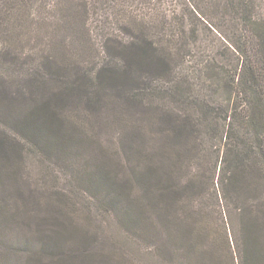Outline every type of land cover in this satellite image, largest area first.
<instances>
[{"label":"trees","instance_id":"obj_1","mask_svg":"<svg viewBox=\"0 0 264 264\" xmlns=\"http://www.w3.org/2000/svg\"><path fill=\"white\" fill-rule=\"evenodd\" d=\"M0 33L11 42L0 40V68L14 62L5 59L13 50L28 64L40 62L35 76L47 69L44 62L62 71L86 67L70 82H56L66 75L51 68L48 77L64 97L87 99L89 111L102 97L107 104L84 85L93 82L140 108L127 122L131 133L121 146L134 144L144 125L149 134L147 151L131 145L133 159L110 165L124 177L118 183L101 164L89 167L81 157L87 148L108 157L116 145L78 129L85 114L72 99L73 113L57 99L59 104H38L22 116L19 109L2 121L12 133L0 127V264H52L63 255L66 264H102L101 257L114 255L86 249L97 231L91 227L85 237L68 229L23 235L28 224L22 213L32 200L30 192L18 191L23 152L67 156L72 149L82 159L78 186L126 235L148 242L160 262L169 242L178 248L180 264H215V254L201 245L208 239L219 246L223 264H264V224L254 208L264 193V0H0ZM24 91L0 87V116H6L5 101ZM71 128H77L75 136ZM208 215L220 239L194 233L195 221L205 224Z\"/></svg>","mask_w":264,"mask_h":264},{"label":"rangeland","instance_id":"obj_2","mask_svg":"<svg viewBox=\"0 0 264 264\" xmlns=\"http://www.w3.org/2000/svg\"><path fill=\"white\" fill-rule=\"evenodd\" d=\"M2 36L8 39V43H11L6 33L2 35L0 33V40L3 42ZM11 40H13V38ZM15 52L16 51L13 50L11 53H8V56L5 58L6 61L11 60L14 62H9L10 65L4 64V67L0 68V74H3L2 78H0V87L6 89H22L25 91L23 94L18 95L16 99L5 101V106H3L6 110L3 112L4 114L6 113V116H0L1 129L7 134L12 133L9 129L6 130V127H3L2 121L11 115H17V110L19 109L23 111V113H18V115L22 116L26 112L34 109L35 105L43 104L48 101H52V103L55 104L61 102V104L65 105L64 107L67 106V108H64L65 111L73 113V106L71 107L70 105V100L72 99L79 107V110L83 111L86 118L80 120L77 124L78 129L90 131L88 133H92L91 135L98 137L100 141L104 142L103 145H109V143L116 145V148L108 153V157L104 155L100 156L99 153L94 154L90 148H87V151H82L81 157L85 156L86 162L89 160L91 161L90 165L88 163L89 167H91V164L93 165V162L101 164V168L105 172H109V175L116 179L118 183L121 182L124 177L121 174L115 173L117 166L110 168V165L113 162L126 161L128 158L133 159L131 155V145L139 151L140 147L144 148L145 151L149 148V143L147 141L149 136V134H147L148 125H144V131L138 135L134 144L132 141L129 147L119 144L120 141H125L130 137L131 128L127 122L131 120L130 118H132V116H137L138 112H141V109L136 107L132 102V105L129 104L126 100L130 99L125 98L124 95L117 96L112 94L109 88H100L98 84L93 82L89 85H87L88 83H84V85L90 90H97L101 96H105L104 98L107 99V104L102 97L100 98V104L97 106L96 111H89L90 109L87 103L89 101L87 99L86 101L85 99L80 101L77 95H75L74 98L71 97V99H69V97H64L63 94H61L58 84L52 82V78L50 80V77H48L49 69L51 68V71L60 76L66 75L64 77L62 76L63 78H60V81L56 82H70L73 79V73L77 70L82 71L86 67L79 66L62 71L58 67L50 63V65H48L47 62H44L47 69L35 76L33 75L34 71L38 72V70H42V68H40V62L36 61L33 64H28V59H24V54L17 53V55H15ZM66 54L67 53H63L60 55ZM75 55L81 60L86 56L84 53L82 55L80 52H76ZM34 56L37 57V54H34ZM26 65H29L28 70H26ZM114 96L116 97L114 100L115 104H112L110 99H113ZM57 99H59L60 102L56 101ZM116 109H119L120 112H118V110L116 111ZM68 131L69 135L75 136L78 130L77 128H71ZM72 146H76V143ZM255 146L258 147L259 150V144ZM209 149L215 150L214 146ZM66 153L67 156L59 154L43 156L33 151L28 153V151L25 150L23 152V163H21L19 168H22V174L20 176V183H18V191L24 196L30 192L32 199L30 200L28 208L24 210L27 214L22 213V215H26V223L28 224V227H23V235L30 231L36 233L38 229H41L40 232L45 234H62V230L68 229L73 230L76 236L83 235V237H85L84 233L86 229L91 227L92 229L95 228L97 231L94 236L90 237L86 249L90 251H93L95 248L97 250L102 249L114 254L112 257H101L100 261L102 264H180V257L177 253L178 248L176 250L173 244L169 242L165 243L163 251L160 250L162 258L160 262L155 253L147 246L148 242L144 243L145 241L126 235L121 227L117 225L116 219L109 211H101L98 208L99 205L95 202V198L91 197L90 193L85 190V188L78 186L79 182H77L75 173L78 174V166H80L82 162L81 157H75L73 149L69 151V153ZM133 154H135V150H133ZM210 160V165L212 166L213 160L211 158ZM72 161H74L75 164ZM28 178H30V182L27 181ZM254 178H256V176H254ZM258 180L259 176L255 180V185ZM191 197L193 199H190L189 202L196 205L197 210L199 199L196 197V194H192ZM255 203H257V207L254 205V208L260 216V220L263 221L262 224H264V193H262L261 196L258 193ZM63 210L64 214H61ZM51 214H53V218ZM234 214V211L231 212V215ZM231 218L234 220L236 227L241 226L239 218L236 216H231ZM208 220L209 222L205 221V224L196 220V223L192 225L194 233L196 232L199 234V231L202 233L204 230L205 235L208 236L209 239L216 237L220 239L218 233L214 231L216 229V224L213 216L208 215ZM70 227H72V229ZM217 229L223 234L225 239L223 226L219 225ZM240 234H243V232L237 231V235ZM194 236L195 235H188L187 238L189 241H193L196 239ZM203 241H205V244L201 245L207 247L206 253L213 252L215 254V264H223V261L217 258L219 246L214 242L212 243L210 240L208 242V239H203ZM84 247L81 248V250H83ZM199 248L198 246L197 250ZM224 249H226V247H224ZM201 253H203L201 257H205V259L208 258L203 251ZM62 257H64V255L56 256L52 264H66L61 260ZM42 259L46 261V258ZM163 260H165V262H163ZM50 261H46V264H50ZM96 261L99 262V256Z\"/></svg>","mask_w":264,"mask_h":264}]
</instances>
